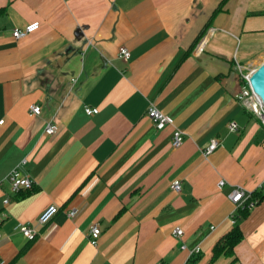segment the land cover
<instances>
[{"label": "crops", "instance_id": "obj_1", "mask_svg": "<svg viewBox=\"0 0 264 264\" xmlns=\"http://www.w3.org/2000/svg\"><path fill=\"white\" fill-rule=\"evenodd\" d=\"M221 2L0 0L2 264H264V129L236 100L237 64L264 59V0ZM149 103L173 122L156 129ZM49 122L53 134L44 133ZM174 128L184 136L177 148ZM214 137L220 144L204 156ZM15 167L32 184L12 194ZM238 185L258 197L237 221L235 259L211 260L233 225L228 194ZM49 205L56 213L39 224Z\"/></svg>", "mask_w": 264, "mask_h": 264}, {"label": "built area", "instance_id": "obj_2", "mask_svg": "<svg viewBox=\"0 0 264 264\" xmlns=\"http://www.w3.org/2000/svg\"><path fill=\"white\" fill-rule=\"evenodd\" d=\"M39 26V22H31L23 29L19 28H14L12 30V36L16 39L21 38L28 33L34 31L37 29ZM211 30V29H209ZM204 38L201 39L198 43V45L195 48V51H201L202 50V45H203ZM118 56L123 58V59H128L130 56L129 50L125 46H120L118 48ZM256 65L252 64H246V65H241L237 64L238 68V78L240 80V86L239 89L236 93V100L241 104V106L246 109L248 112L252 113L255 115L259 121L261 126L264 129V104L260 98V96L253 90L249 78L251 73L253 72L254 68ZM84 112L87 115H92L98 111L96 107L93 106H85L83 108ZM41 111V107L38 104H32L28 108V112L30 114H39ZM146 114L150 117L152 120L154 126L156 129H162L165 127L167 124H171L173 122V119L166 113L160 111L153 103H149L147 108H146ZM3 120H0V123H2ZM229 129L233 130L236 128L235 122H230L229 123ZM57 130V125L54 123H47L44 127V133L45 134H53ZM183 132L178 129L174 128L171 137H170V145L172 148H177L183 143ZM220 144V141L218 138L214 137L211 138L206 145V147L202 150V153L204 156H207L210 154L213 150H215L218 145ZM25 162V159L21 161L23 164ZM7 179L10 184V192L16 193L20 189H25L31 187L32 180L29 178L28 175L22 173L19 167L13 168L8 176ZM224 184V180L220 179L218 181V186H222ZM171 189L174 191H179L180 189V181L179 180H174L171 185ZM229 199L231 202L234 204L233 209L231 210L229 214V218L231 219L232 223L235 222V216L238 213V211L243 210V209H249L251 206L254 205L256 202L255 199H252L249 193L246 192L244 188L241 186H235L230 193L228 194ZM7 201V199H5ZM57 207L55 205H49L47 206L40 214L38 215L37 222L39 224H46L51 220L53 215L56 213ZM75 214V211H69L68 215L73 216ZM17 230L20 231L28 240H32L35 237V229L30 226L27 223H19L16 226ZM173 234L176 237H180L182 234V229L179 226H176L173 228ZM100 234V228L97 223H93L90 225L89 228V236H90V242L92 244H96L98 236ZM182 249H185L186 246L183 244L181 246ZM200 251L199 246H196L192 248L189 253L190 255H193L195 253H198ZM0 264L2 262L0 261ZM160 264V263H157Z\"/></svg>", "mask_w": 264, "mask_h": 264}, {"label": "trees", "instance_id": "obj_3", "mask_svg": "<svg viewBox=\"0 0 264 264\" xmlns=\"http://www.w3.org/2000/svg\"><path fill=\"white\" fill-rule=\"evenodd\" d=\"M224 1L225 0H222L221 4ZM219 7L216 8L215 11H217ZM202 35H203V31L200 32V34H198L195 43L201 38ZM252 197L256 198L258 197V195L256 193H252ZM248 212L249 209H243L238 211V213L235 216V222L233 223L232 227L225 234H223L213 245L211 260H214L216 257H218L221 254L232 257V260L235 259L234 247L242 239V231L237 221L240 218L245 217L248 214Z\"/></svg>", "mask_w": 264, "mask_h": 264}, {"label": "water", "instance_id": "obj_4", "mask_svg": "<svg viewBox=\"0 0 264 264\" xmlns=\"http://www.w3.org/2000/svg\"><path fill=\"white\" fill-rule=\"evenodd\" d=\"M250 84L264 104V59L257 64L250 75Z\"/></svg>", "mask_w": 264, "mask_h": 264}, {"label": "rangeland", "instance_id": "obj_5", "mask_svg": "<svg viewBox=\"0 0 264 264\" xmlns=\"http://www.w3.org/2000/svg\"><path fill=\"white\" fill-rule=\"evenodd\" d=\"M254 63H252V65H253ZM255 65H257V64H255Z\"/></svg>", "mask_w": 264, "mask_h": 264}]
</instances>
